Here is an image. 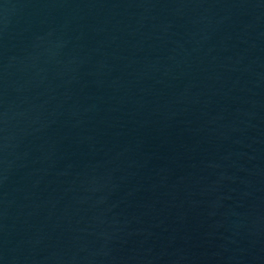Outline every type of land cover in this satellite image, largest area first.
I'll use <instances>...</instances> for the list:
<instances>
[{
  "label": "water",
  "instance_id": "95a60500",
  "mask_svg": "<svg viewBox=\"0 0 264 264\" xmlns=\"http://www.w3.org/2000/svg\"><path fill=\"white\" fill-rule=\"evenodd\" d=\"M0 264H264V0H0Z\"/></svg>",
  "mask_w": 264,
  "mask_h": 264
}]
</instances>
